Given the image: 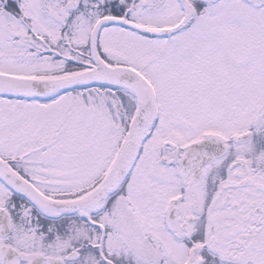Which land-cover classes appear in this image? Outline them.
Listing matches in <instances>:
<instances>
[{"label": "snow or ice", "instance_id": "1", "mask_svg": "<svg viewBox=\"0 0 264 264\" xmlns=\"http://www.w3.org/2000/svg\"><path fill=\"white\" fill-rule=\"evenodd\" d=\"M0 264H264V0H0Z\"/></svg>", "mask_w": 264, "mask_h": 264}]
</instances>
